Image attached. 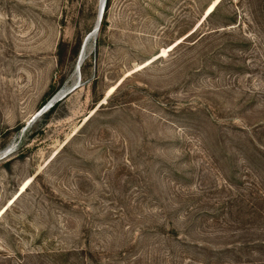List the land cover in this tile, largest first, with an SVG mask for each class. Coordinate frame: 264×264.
<instances>
[{"label": "rangeland", "instance_id": "obj_1", "mask_svg": "<svg viewBox=\"0 0 264 264\" xmlns=\"http://www.w3.org/2000/svg\"><path fill=\"white\" fill-rule=\"evenodd\" d=\"M215 1L107 0L78 79L102 0H0V264H264V0Z\"/></svg>", "mask_w": 264, "mask_h": 264}, {"label": "trees", "instance_id": "obj_2", "mask_svg": "<svg viewBox=\"0 0 264 264\" xmlns=\"http://www.w3.org/2000/svg\"><path fill=\"white\" fill-rule=\"evenodd\" d=\"M215 1V0H214ZM225 1H230L233 5H234V2H233V0H220V2L216 5V7L211 11V13L207 16V17H203L204 18V20H203V22L201 23V25L200 26H202L203 25V23L204 22H208V23H211V20L212 19H215L216 17H218L219 15H223V19H224V22L222 23V24H225L224 26H222V27H226V26H228V25H235V21L234 20H236V16H235V14H237V13H235V14H231V15H225L224 13H223V11L221 10L222 9V7H223V4H224V2ZM241 1V5H248L249 7H250V9H251V7L252 6H257V4H258V6H259V8H261L262 7V0H240ZM211 5V4H210ZM209 5V6H210ZM208 6V7H209ZM207 10V9H206ZM205 12H207V11H205ZM252 14H253V11H252ZM105 19V11H104V15H103V19H102V21ZM233 22V23H229V22ZM219 26L218 27H214V28H211V29H207V32H201V35L200 36H202V37H204L205 35H207V34H212V33H216V32H218L219 31ZM198 32V29H196L193 33H191V35H193V34H196ZM209 32V33H208ZM190 35V36H191ZM75 54H76V56L77 57H79V54H80V52H79V47L76 49V52H75ZM118 89V88H117ZM116 89V90H117ZM61 102V101H60ZM60 102H57V103H55L48 111H46L44 114H43V123L45 124V123H48L49 122V120L51 119V117L55 114V112L57 111V108H58V106H59V104H60ZM95 102L97 103V100H95ZM101 107H103V104H101L100 106H99V108H101ZM20 129V128H19ZM18 130V129H17ZM66 146V145H65ZM90 253V252H89ZM91 254V253H90ZM59 255H63V253H61V254H59ZM176 258H178L179 260L180 259H182L183 261H181V263H180V261H172V264H182V262L184 263V258H183V256H179V257H176ZM177 259V260H178ZM215 259L213 258V257H211V256H208L207 257V259L205 260V261H197V260H192V259H190V261H192L193 263H189V264H246V263H244V262H239V261H230V262H227V261H214Z\"/></svg>", "mask_w": 264, "mask_h": 264}, {"label": "water", "instance_id": "obj_3", "mask_svg": "<svg viewBox=\"0 0 264 264\" xmlns=\"http://www.w3.org/2000/svg\"><path fill=\"white\" fill-rule=\"evenodd\" d=\"M106 1L107 0H102V5H101V8H100V11H99V15H98V27H97V29L95 30H93V32H95V34H97V32H98V29H99V27H100V24H101V19L103 18V15H104V9H105V4H106ZM220 1H218L217 2V4L219 3ZM207 13H205V15H206ZM93 32H91L88 36H87V38L85 39V41H84V44H83V46H82V49H81V52H80V54H79V57H78V63H77V66H76V73H77V77H78V79H80V66H81V64H82V61H84V57H83V54H84V52H85V46H86V44L88 43V41H89V39L92 37V33ZM79 61H80V64H79ZM68 94V91H66V90H63V91H61L59 94H58V96H56V97H53L52 99H51V101L50 102H48V104L40 111V112H38V114L36 115V117H38V116H40L41 114H43V113H45L46 111H48L59 99H61V98H63V97H65L66 95ZM35 117V118H36Z\"/></svg>", "mask_w": 264, "mask_h": 264}, {"label": "bare ground", "instance_id": "obj_4", "mask_svg": "<svg viewBox=\"0 0 264 264\" xmlns=\"http://www.w3.org/2000/svg\"><path fill=\"white\" fill-rule=\"evenodd\" d=\"M218 1H220V0H216L215 1V3H213L206 11V15H204V18L205 17H207L210 13H211V11L216 7V5H217V2ZM203 18V19H204ZM103 19V18H102ZM102 19H101V24H102ZM98 22V21H97ZM203 22V21H202ZM101 24H100V27H101ZM97 27H98V23L96 24V27L94 28L95 30L97 29ZM100 27H99V29H100ZM93 29V30H94ZM99 29H98V32H99ZM93 30H92V32H93ZM98 32H97V34H98ZM97 34H95V32H93L92 33V37L90 38V39H93V38H95V36H97ZM167 52V49H164V51L162 52L163 54H165ZM86 53H87V44H86V46H85V52H84V54H83V57H84V61H85V59H86ZM84 61H82V64H81V66H80V74H81V68H82V66H83V63H84ZM77 63H78V61H77ZM77 63H76V66H77ZM79 64H80V61H79ZM76 75H77V73H76ZM121 82H119L116 86H115V88L113 89V91L117 88V86L120 84ZM75 85V84H74ZM73 85V86H74ZM113 91L109 94H107L108 96L109 95H111L112 93H113ZM59 94V93H58ZM58 96V95H57ZM106 98V97H105ZM105 102V101H104ZM31 181H29L28 183H30ZM27 183V182H26ZM25 183V184H26ZM28 183H27V185H28Z\"/></svg>", "mask_w": 264, "mask_h": 264}]
</instances>
